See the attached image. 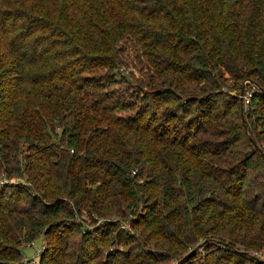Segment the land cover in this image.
Returning <instances> with one entry per match:
<instances>
[{
  "label": "trees",
  "instance_id": "1",
  "mask_svg": "<svg viewBox=\"0 0 264 264\" xmlns=\"http://www.w3.org/2000/svg\"><path fill=\"white\" fill-rule=\"evenodd\" d=\"M123 40L167 88H110ZM263 153L264 0H0V264H264Z\"/></svg>",
  "mask_w": 264,
  "mask_h": 264
},
{
  "label": "rangeland",
  "instance_id": "2",
  "mask_svg": "<svg viewBox=\"0 0 264 264\" xmlns=\"http://www.w3.org/2000/svg\"><path fill=\"white\" fill-rule=\"evenodd\" d=\"M117 48L120 58L123 59V63H119L117 69L114 72V76L117 78L119 83L115 86H111L110 88H116L117 90H124L125 88H134L135 90L145 91L149 89H161V88H167L169 85L165 83V78H159L154 75V69L151 67L147 62H143V57L141 56V53L137 52L136 46L131 41H120L117 43ZM140 58V60H138ZM123 75L128 76V81H125L123 79ZM221 86L219 91L223 93H229V95L237 96L240 95L241 101L245 106H247V97L250 96L251 90L253 88H258L259 86L257 84H252L251 81H245L242 85L241 82L238 80L233 79L228 74H224V80L221 81ZM239 88H241V91L239 93ZM168 106H175L174 104H168ZM241 118L236 119L234 121L236 124H239V122L246 126L248 129L249 120L247 116L245 115V111L242 112ZM189 118V117H188ZM242 119V120H241ZM251 128V127H250ZM248 134L250 132L248 131ZM6 185L9 184H26L27 181L24 178L20 177H6ZM6 185H0V189L3 188ZM132 215L129 213L128 216L122 215L120 220L122 223V228L131 230L134 234V232L137 234L140 233L141 228H133L131 227V219ZM84 221L86 229L88 228V231L94 230L97 227H101L106 222L114 221L117 222V218L115 216H106L104 218H100L96 215L90 217L86 213L85 215L78 217L77 221ZM76 238H79L76 237ZM113 241V240H112ZM108 242L103 246L104 248V254L100 257V259L105 258L107 253L111 252H119L120 249L124 250L126 249V246H121L118 238H115L114 241ZM57 243L56 239H51L48 236L42 235L38 239L34 240L31 244H23L21 246V249L23 251V261L26 259L31 260V264H38L40 260L41 254H46L47 258L51 254V247ZM201 243V242H200ZM200 243H195L193 248H191V252L196 250L200 245ZM206 253V250H203V255L199 256L198 258H195V261L193 264H202L204 254ZM253 256L263 259L264 260V250L260 252H252ZM187 253H184L183 256H187ZM147 259V258H146ZM144 259V260H146ZM163 264H178L177 259H173V261L163 263Z\"/></svg>",
  "mask_w": 264,
  "mask_h": 264
},
{
  "label": "built area",
  "instance_id": "3",
  "mask_svg": "<svg viewBox=\"0 0 264 264\" xmlns=\"http://www.w3.org/2000/svg\"><path fill=\"white\" fill-rule=\"evenodd\" d=\"M248 99L249 97H247V103L249 102ZM5 184H6V178L4 176H0V185H5ZM28 261L31 262V260H28V259L25 260V262H28Z\"/></svg>",
  "mask_w": 264,
  "mask_h": 264
},
{
  "label": "water",
  "instance_id": "4",
  "mask_svg": "<svg viewBox=\"0 0 264 264\" xmlns=\"http://www.w3.org/2000/svg\"><path fill=\"white\" fill-rule=\"evenodd\" d=\"M250 140H251V142L256 146V148L259 149V147H258L256 141H255L252 137H250ZM263 157H264V153H263ZM194 251H196V250H194ZM194 251H192V252H194Z\"/></svg>",
  "mask_w": 264,
  "mask_h": 264
}]
</instances>
